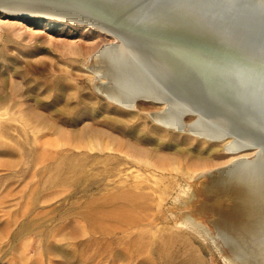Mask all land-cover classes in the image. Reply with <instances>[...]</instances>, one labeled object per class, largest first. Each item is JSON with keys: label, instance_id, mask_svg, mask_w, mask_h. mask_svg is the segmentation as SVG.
I'll return each mask as SVG.
<instances>
[{"label": "rangeland", "instance_id": "obj_1", "mask_svg": "<svg viewBox=\"0 0 264 264\" xmlns=\"http://www.w3.org/2000/svg\"><path fill=\"white\" fill-rule=\"evenodd\" d=\"M107 41L110 38L87 24L0 10V264H237L226 247L218 244L229 263L211 242L181 228L183 209L176 203L187 183L204 200L196 187L205 178L202 171L227 162L229 156L221 144L160 128L147 111L161 106L143 104L146 111L127 113L108 102L87 69L90 53ZM7 107L14 109L8 113ZM75 141L84 147L66 145ZM42 143L53 150L71 147L74 152L53 167V175L56 167L60 171L55 180L66 182L63 187L46 190L41 188L44 178L21 173L24 162L28 168L37 162ZM107 145L124 148L128 157ZM103 154L125 159L118 185H131L130 198L140 190L141 201L149 203L152 193L153 226L128 224L126 220L142 213L131 209L129 201L121 207L115 202L102 209L84 206L86 198L100 197V163L82 177L64 178L67 166ZM160 160L180 162L177 165L190 171L193 179L179 170H153ZM73 182L74 187L68 185ZM194 215L213 229L208 215Z\"/></svg>", "mask_w": 264, "mask_h": 264}, {"label": "bare ground", "instance_id": "obj_2", "mask_svg": "<svg viewBox=\"0 0 264 264\" xmlns=\"http://www.w3.org/2000/svg\"><path fill=\"white\" fill-rule=\"evenodd\" d=\"M0 10L68 19L95 28L110 41L90 53L87 69L108 102L127 113L146 111L143 104L161 106L147 111L160 128L221 144L228 161L202 171L205 178L196 186L205 199H198L188 183L181 189L176 199L183 209L179 226L191 237L211 242L226 263L230 260L220 245L237 264H264V0H0ZM7 108L8 113L14 109ZM42 144L37 162L31 168L28 162L21 166L22 175L29 172L44 178L49 185L43 182L41 188L46 190L66 185L55 180L60 171L56 167L53 175L54 164L70 156L71 147L84 145L75 141L66 144L70 148L53 150ZM105 148L128 157L124 148ZM123 157L94 155L67 166L63 175L68 181L100 163V197L86 198L84 206L102 209L115 202L121 207L129 201L131 209L142 213L126 220L128 224L151 226L156 221L151 213L152 193L146 203L140 190L130 198L131 185H118ZM176 165L160 160L152 167L168 173L179 170L189 181L193 179L190 171ZM108 188L116 191L103 195ZM196 211L208 215L213 229L195 217Z\"/></svg>", "mask_w": 264, "mask_h": 264}]
</instances>
